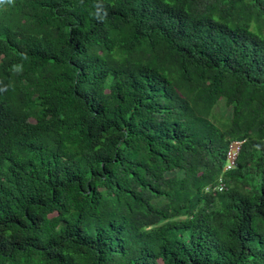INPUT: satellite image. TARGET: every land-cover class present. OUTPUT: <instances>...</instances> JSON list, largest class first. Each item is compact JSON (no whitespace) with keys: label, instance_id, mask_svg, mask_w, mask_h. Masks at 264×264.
<instances>
[{"label":"trees","instance_id":"obj_1","mask_svg":"<svg viewBox=\"0 0 264 264\" xmlns=\"http://www.w3.org/2000/svg\"><path fill=\"white\" fill-rule=\"evenodd\" d=\"M0 264H264V0H0Z\"/></svg>","mask_w":264,"mask_h":264},{"label":"built area","instance_id":"obj_2","mask_svg":"<svg viewBox=\"0 0 264 264\" xmlns=\"http://www.w3.org/2000/svg\"><path fill=\"white\" fill-rule=\"evenodd\" d=\"M243 141L235 140L230 143L229 150H228V164L226 165V170L232 169L236 165V159L238 156V153L241 149ZM219 189L222 191L225 189V185L221 182L219 185Z\"/></svg>","mask_w":264,"mask_h":264}]
</instances>
